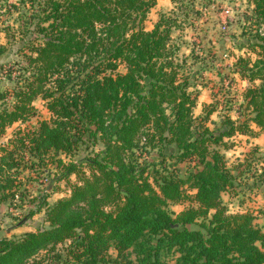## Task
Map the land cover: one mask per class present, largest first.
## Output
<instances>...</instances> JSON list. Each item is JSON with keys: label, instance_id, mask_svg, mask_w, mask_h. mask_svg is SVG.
Returning <instances> with one entry per match:
<instances>
[{"label": "trees", "instance_id": "trees-1", "mask_svg": "<svg viewBox=\"0 0 264 264\" xmlns=\"http://www.w3.org/2000/svg\"><path fill=\"white\" fill-rule=\"evenodd\" d=\"M252 1L240 44L255 57L235 63L249 83L243 119L215 128V106L195 114L196 74L173 43L178 18L144 27L157 0L14 4L22 58L15 71L0 63L11 82L0 88V137L19 125L0 146V204L25 199L26 169L76 180L54 203L51 191L32 197L30 216L44 213L47 225L1 238L0 264H264L256 215L222 199L237 177L222 149L264 130V0ZM37 99L49 116L22 127L38 117Z\"/></svg>", "mask_w": 264, "mask_h": 264}, {"label": "rangeland", "instance_id": "rangeland-1", "mask_svg": "<svg viewBox=\"0 0 264 264\" xmlns=\"http://www.w3.org/2000/svg\"><path fill=\"white\" fill-rule=\"evenodd\" d=\"M14 4L23 7L20 0H0V45L7 47L6 52L0 54V63L12 71L17 69V63L22 58L18 53L22 43L18 33L19 11L15 10ZM253 7L252 0H157L144 21V27L151 29L163 13H173L178 18L181 26L174 31L173 43L180 47V57L187 58L189 70L196 74L190 75L192 89L198 94L195 114H200L205 105L215 106L216 110L211 116L214 122H208L211 128L217 127L220 119L226 115L243 119L240 113L244 110V94L249 83L236 72L235 63L238 56L255 57L240 44L246 39L243 29L249 25L245 15L251 14ZM121 70H125L123 66ZM3 74L7 75L8 72L4 71ZM10 84L9 80L0 76V88ZM34 104L39 110L38 117H33L22 127L36 126L39 118L49 116L42 99H37ZM17 125L19 123L8 128L6 134L0 137V146L10 140ZM256 130L259 128L256 127ZM228 141L232 143L231 146L222 151L237 177L235 186L223 192L222 199L232 213L252 212L256 215L255 221L264 228V130L257 136L236 134ZM156 153L151 151L146 154V158L152 161ZM84 154L83 151L78 152L75 158ZM55 173L53 166L50 173H45L43 169H26L22 173L25 199H18L15 204H0V239L16 237L47 225L44 213L30 216V211L34 209L30 200L42 190H47L51 191L50 203H54L70 193L71 185L76 180L75 175L57 180L54 178ZM188 204L184 202L171 207L180 211ZM167 260L172 262L173 258Z\"/></svg>", "mask_w": 264, "mask_h": 264}]
</instances>
